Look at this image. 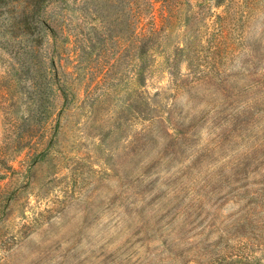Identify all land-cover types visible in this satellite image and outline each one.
Returning <instances> with one entry per match:
<instances>
[{"label":"rangeland","instance_id":"obj_1","mask_svg":"<svg viewBox=\"0 0 264 264\" xmlns=\"http://www.w3.org/2000/svg\"><path fill=\"white\" fill-rule=\"evenodd\" d=\"M28 1L0 8V264H264V0H49L44 118L2 47Z\"/></svg>","mask_w":264,"mask_h":264},{"label":"trees","instance_id":"obj_2","mask_svg":"<svg viewBox=\"0 0 264 264\" xmlns=\"http://www.w3.org/2000/svg\"><path fill=\"white\" fill-rule=\"evenodd\" d=\"M10 0H0V8L8 5ZM49 4V0H29L27 4L21 9L20 12L11 16V20H8L10 28L7 29L10 32L20 31L22 34L27 35V43L20 41L17 44L14 41H6L2 43V47L10 51L11 55L17 60L13 64V71L18 75L19 71L27 69L31 73L32 88L29 90L28 99L31 108L39 105L42 106V118L47 117L48 109L46 107L45 100L47 99V76L38 74L40 67L35 68L29 66L26 60H22L24 55H30L34 58L38 57V51L45 40V30L49 27L45 25V20L43 19V13ZM11 11L13 9H10ZM9 9L5 10L7 13L11 12ZM45 26V27H44ZM158 31L155 28V33ZM32 111V110H31ZM34 112V111H32Z\"/></svg>","mask_w":264,"mask_h":264}]
</instances>
